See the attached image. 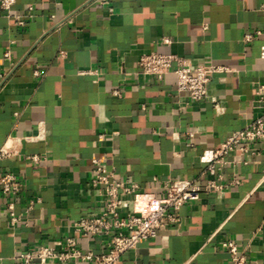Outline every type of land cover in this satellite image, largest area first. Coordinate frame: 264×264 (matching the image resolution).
I'll list each match as a JSON object with an SVG mask.
<instances>
[{"label":"crops","instance_id":"0c3cea01","mask_svg":"<svg viewBox=\"0 0 264 264\" xmlns=\"http://www.w3.org/2000/svg\"><path fill=\"white\" fill-rule=\"evenodd\" d=\"M262 48L264 0H17L10 13L0 10V152L8 154L0 177L22 184L16 197L0 189V264L67 238L85 253L106 251L107 237L74 230L102 211L93 159L158 196L167 181L196 178L205 151L264 114ZM153 52L225 71L192 103L173 72L141 74L140 57ZM251 149L227 157L225 179L239 185L185 205L180 223L120 264H232L227 241L247 264H264V140Z\"/></svg>","mask_w":264,"mask_h":264},{"label":"built area","instance_id":"2783aa9c","mask_svg":"<svg viewBox=\"0 0 264 264\" xmlns=\"http://www.w3.org/2000/svg\"><path fill=\"white\" fill-rule=\"evenodd\" d=\"M16 3L17 0H0L1 12L10 13ZM29 11L31 12L32 8H29ZM18 25L25 26L23 18L18 20ZM256 35L261 33L257 32ZM252 38L253 35L248 34L244 40L249 42ZM61 55L63 56V53ZM261 58L264 59V48L261 51ZM138 67L142 75L152 76L158 80L173 72L177 77L178 92L186 93L192 103L206 100L211 77L225 71V68L214 64L197 65L184 57L155 52L142 55ZM79 73L93 75L97 71ZM114 94L119 95V92L116 91ZM259 140H264V114L242 130L234 132L220 150L205 151L200 158L205 168L196 178L165 182V196L141 192L137 184L115 178L102 160L93 159L90 183L100 197L102 211L98 215L81 218L74 230L78 234L107 237L109 240L106 251L98 255L92 252L85 253L78 248L75 239L67 238L53 246H37L20 253L16 257L17 264H48L52 261L67 263L71 260L76 264H120L122 258L136 250L140 244L156 238L161 228L180 223L179 213L185 205L199 201L203 194L222 193L239 185L238 179L230 181L225 179L223 169L228 165L227 157L235 152L255 154L251 145ZM7 156L6 151L0 152V158ZM21 188V182L14 175L5 174L0 177V189L3 194L16 197ZM126 198L131 199L132 207L124 214L128 207ZM7 212L12 224L21 220V216L15 212L13 203L8 205ZM222 248L229 252L232 264L248 263L246 255L234 242H224Z\"/></svg>","mask_w":264,"mask_h":264}]
</instances>
